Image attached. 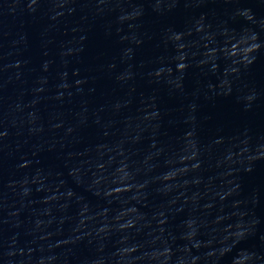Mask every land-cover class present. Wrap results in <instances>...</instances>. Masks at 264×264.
<instances>
[{
    "label": "water",
    "instance_id": "water-1",
    "mask_svg": "<svg viewBox=\"0 0 264 264\" xmlns=\"http://www.w3.org/2000/svg\"><path fill=\"white\" fill-rule=\"evenodd\" d=\"M0 264H264V0H0Z\"/></svg>",
    "mask_w": 264,
    "mask_h": 264
}]
</instances>
